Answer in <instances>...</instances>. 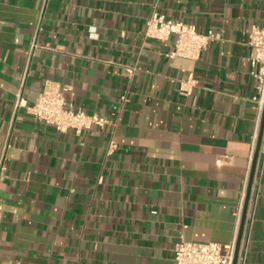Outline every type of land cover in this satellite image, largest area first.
I'll return each mask as SVG.
<instances>
[{"label": "crops", "instance_id": "0c3cea01", "mask_svg": "<svg viewBox=\"0 0 264 264\" xmlns=\"http://www.w3.org/2000/svg\"><path fill=\"white\" fill-rule=\"evenodd\" d=\"M154 11L220 39L169 57L176 37L146 33ZM254 25L264 0H0V264H175L182 239L236 247L264 107ZM47 80L110 123L37 120ZM237 264H264L262 151Z\"/></svg>", "mask_w": 264, "mask_h": 264}, {"label": "built area", "instance_id": "2783aa9c", "mask_svg": "<svg viewBox=\"0 0 264 264\" xmlns=\"http://www.w3.org/2000/svg\"><path fill=\"white\" fill-rule=\"evenodd\" d=\"M147 35L157 39H167L174 35V48L167 54L169 57H186L197 60L209 44L220 39V33L209 29L200 32L194 24H189L181 19H167L164 15L154 11L147 19ZM248 45L252 49L251 67L252 74L258 79V88L261 99L264 98V28L254 25L249 32ZM127 72L132 75L134 68L127 67ZM196 80L190 76L181 83L183 94L192 93ZM69 86L59 82L47 80L37 101L30 107L33 116L48 125L54 126L58 131L67 132L71 129L77 133L89 130L97 125L105 128L110 120L98 113H87L81 108H76L72 100L66 96ZM126 95L123 100H126ZM22 100L19 101V104ZM116 144L111 142L110 149ZM260 151L264 152V131ZM5 154L0 159V179L4 165ZM235 242L226 246L215 241L180 240L174 247L175 264H233Z\"/></svg>", "mask_w": 264, "mask_h": 264}, {"label": "water", "instance_id": "95a60500", "mask_svg": "<svg viewBox=\"0 0 264 264\" xmlns=\"http://www.w3.org/2000/svg\"><path fill=\"white\" fill-rule=\"evenodd\" d=\"M263 131H264V107H263V112H262L260 135H259V140H258L256 152H255L254 157H253L251 174H250V180H249V186H248V191H247L246 200H245L244 209H243L242 218H241L239 237H238L237 244H236V247H235L233 264H237V262H238V257H239V252H240V245H241V239H242V235H243V231H244V227H245V222H246L248 205H249L250 196H251L252 185H253L254 176H255V172H256V168H257L259 152H260V148H261V140H262Z\"/></svg>", "mask_w": 264, "mask_h": 264}]
</instances>
